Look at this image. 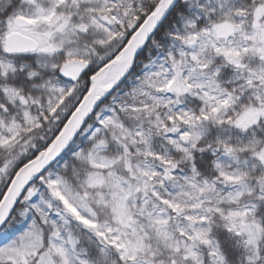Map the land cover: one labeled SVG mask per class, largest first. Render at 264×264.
<instances>
[{
    "label": "snow or ice",
    "instance_id": "6c2138e0",
    "mask_svg": "<svg viewBox=\"0 0 264 264\" xmlns=\"http://www.w3.org/2000/svg\"><path fill=\"white\" fill-rule=\"evenodd\" d=\"M0 264H264V0H0Z\"/></svg>",
    "mask_w": 264,
    "mask_h": 264
}]
</instances>
